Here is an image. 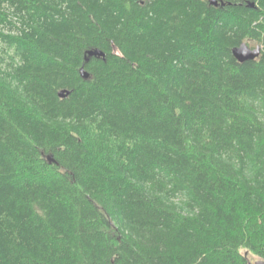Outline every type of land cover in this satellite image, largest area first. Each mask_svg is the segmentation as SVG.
<instances>
[{"label": "trees", "instance_id": "16d2710c", "mask_svg": "<svg viewBox=\"0 0 264 264\" xmlns=\"http://www.w3.org/2000/svg\"><path fill=\"white\" fill-rule=\"evenodd\" d=\"M217 1L0 0V264L264 259V0Z\"/></svg>", "mask_w": 264, "mask_h": 264}, {"label": "water", "instance_id": "95a60500", "mask_svg": "<svg viewBox=\"0 0 264 264\" xmlns=\"http://www.w3.org/2000/svg\"><path fill=\"white\" fill-rule=\"evenodd\" d=\"M209 2L211 4H213V5H218V1L217 0H209ZM220 4L224 5L223 2H220ZM248 6L252 7L253 3H249ZM260 50H261V47L259 45H256L255 47H250L246 43L243 42L240 45L235 46L232 49V54L239 62H243V61H246V60L255 59L257 56H259ZM104 55H105L104 52L101 51L98 48L89 49V50L86 51V54L84 56V60H85V62H87L89 60V58L92 57V56H96V57L100 58V57H104ZM80 75L83 78H88L89 77V74L86 71V69L84 68V65H82L81 68H80ZM58 94H59L60 97H65L68 94V91L67 90H60L58 92ZM46 157H47L48 162H53L54 161L52 155H47ZM253 264H264V259H261V258L256 259Z\"/></svg>", "mask_w": 264, "mask_h": 264}, {"label": "rangeland", "instance_id": "374dc122", "mask_svg": "<svg viewBox=\"0 0 264 264\" xmlns=\"http://www.w3.org/2000/svg\"><path fill=\"white\" fill-rule=\"evenodd\" d=\"M250 46H252V45H250ZM253 46H255V45H253ZM256 259H258V258L255 257V256H251V257H250V261H251V263L253 264L254 261H255Z\"/></svg>", "mask_w": 264, "mask_h": 264}]
</instances>
